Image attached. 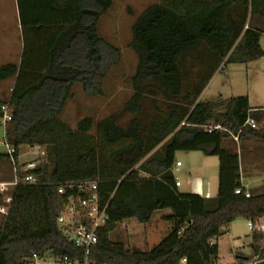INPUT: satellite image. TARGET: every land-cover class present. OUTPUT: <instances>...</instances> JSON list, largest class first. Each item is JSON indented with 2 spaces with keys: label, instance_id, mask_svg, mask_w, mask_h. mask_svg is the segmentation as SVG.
Masks as SVG:
<instances>
[{
  "label": "trees",
  "instance_id": "1",
  "mask_svg": "<svg viewBox=\"0 0 264 264\" xmlns=\"http://www.w3.org/2000/svg\"><path fill=\"white\" fill-rule=\"evenodd\" d=\"M17 1L24 52L20 63L0 68V80L15 79L6 103L12 116L6 139L17 153L24 145L45 147L50 161L29 170L17 161L19 178L35 175L40 182L20 184L13 193L9 214L0 222V264H27L33 254L48 251L80 257L57 225L67 203L59 189L86 180L99 181L101 205L107 206L106 224L92 250L95 264H179L183 259L218 264L215 240L237 219L264 215V191L253 190L250 198L237 195L238 182L233 196L182 192L174 175L176 154L221 155L223 140L231 135L195 127L211 123L240 133V140L264 141V130L246 125L249 119L256 125L264 121V110H253L248 96L201 100L217 72L264 57L262 32L255 25L264 21V0H159L146 8L133 26L139 64L126 110L142 115L147 96H160L167 109L157 106L154 116L137 117L128 128L106 118L95 137L91 117L73 130L61 116L77 84L86 92L96 88L105 63L97 27L114 0ZM194 62L196 78L188 68ZM1 161L14 171L8 154L0 153ZM5 205L0 194V207ZM163 210H170L163 219L172 229L153 249L137 251L111 239L126 220L147 224ZM251 250V256L237 254L239 264L264 260V234H252Z\"/></svg>",
  "mask_w": 264,
  "mask_h": 264
},
{
  "label": "rangeland",
  "instance_id": "2",
  "mask_svg": "<svg viewBox=\"0 0 264 264\" xmlns=\"http://www.w3.org/2000/svg\"><path fill=\"white\" fill-rule=\"evenodd\" d=\"M159 0H114L112 8L101 17L98 23V34L104 41L103 54L105 63L101 68L97 79L96 88L92 92H86L81 84L73 89V96L67 101L61 120L73 130L77 129L80 121L91 117L94 127L91 136H97V127L100 122L109 117H115L118 125L128 128L133 119L142 117L144 121L155 115V107L167 109L165 101L160 96H147L143 100V114H131L126 110L128 102L135 94L132 78L138 70V54L132 47L133 26L139 16L149 6ZM21 24V21L19 22ZM261 32V46L264 50V21L255 23ZM0 68L7 64H18L24 52L23 31L18 29V17L16 0H0ZM194 64V65H193ZM188 65L192 70L191 77L196 78L199 73V65L194 62ZM196 65V66H195ZM191 66H194L191 68ZM229 69V70H228ZM15 79L0 80V102L6 104L11 96ZM223 98L251 96V104L254 108L264 107V57L250 64L228 65L226 71L215 77L212 83L204 91L201 100H212L220 95ZM264 130V122L258 129ZM6 138V128L0 124V142ZM46 161H50L47 148ZM232 139L223 140V173L219 176L218 159H212V167L201 165L199 158H203L201 152H178L176 159L183 167L174 169L175 177L183 184L182 192H191L190 171L199 173L206 182V190H210L212 197H216L220 191L233 196L236 184L239 182L238 174L243 168H248L247 153ZM243 151V150H242ZM21 161L30 162L35 155H27L28 149L23 146L20 150ZM0 153L8 154L6 147L0 146ZM216 164V167H215ZM243 166V168H242ZM264 167V165H263ZM14 177V171L5 161L0 162V183L9 181ZM262 182L264 186V173ZM259 185L253 184V187ZM252 187V186H251ZM219 191V192H218ZM263 192L264 189L256 190ZM170 210L157 211L151 221L141 224L137 220H126L119 225L111 235L115 242L125 243L137 251H148L158 245L171 231L172 224L165 221L163 216L169 215ZM0 214V222L3 220ZM249 220L239 218L231 224L229 229H224L221 237L215 240L220 248V260L218 264H237L238 253H251L252 232L249 230Z\"/></svg>",
  "mask_w": 264,
  "mask_h": 264
},
{
  "label": "built area",
  "instance_id": "3",
  "mask_svg": "<svg viewBox=\"0 0 264 264\" xmlns=\"http://www.w3.org/2000/svg\"><path fill=\"white\" fill-rule=\"evenodd\" d=\"M0 123L5 126L12 120L11 110L8 104L1 107ZM182 125H185L183 123ZM246 125L256 128V122L252 119L247 121ZM203 129L205 132L213 133L215 131L228 132L231 137L238 142L240 133L234 134L221 124H207L203 126H195ZM0 146L6 147L8 155L14 164V179L12 181H4L0 183V194L4 196L5 206L0 207V214L4 217L9 214L10 205L13 200V193L20 184L36 185L40 182L39 177L35 175H27L19 178L17 161L25 164L24 170L36 168V166L46 162V151L38 146L24 145L27 149V155H35L30 162L23 163L21 161V148L18 153L17 149L11 146L7 139L0 142ZM16 154H18L16 156ZM182 163L177 162L176 168L181 167ZM176 186L181 187V182L176 180ZM237 195L251 197V193L244 191L243 188L235 190ZM59 194L67 198V203L58 217L57 225L61 234L82 253L80 257L72 258L70 256H62L54 251H48L43 254L35 253L27 264H95L92 259L93 247L99 239V230L107 221V206H102L99 194V181L86 180L80 182H69L59 189ZM249 230L252 234H264V215H256L249 220ZM264 260L254 259L246 264H260ZM179 264H187V259H183Z\"/></svg>",
  "mask_w": 264,
  "mask_h": 264
},
{
  "label": "crops",
  "instance_id": "4",
  "mask_svg": "<svg viewBox=\"0 0 264 264\" xmlns=\"http://www.w3.org/2000/svg\"><path fill=\"white\" fill-rule=\"evenodd\" d=\"M16 10H17V17H18V29L22 32L23 31L22 25L19 23L21 20H20L19 6H18L17 0H16ZM0 34H2L1 30H0ZM222 73H223V71H221V70L219 72H217L210 83L213 82V80L215 79V77L217 75L222 74ZM220 96L223 97L224 95L221 94ZM248 97L250 100V105L253 108V110H264V107L254 108L251 104V96L248 95ZM261 124H259V125H261ZM257 128H258V124H257ZM229 139H232L234 142H236L232 137ZM236 143H239L240 146L242 147V150H243V151L241 150L242 164H243V152L246 150V153H247L246 158L248 161V168L246 169V168H243V166H242L243 169L241 170V173L237 175L239 182L241 183L242 188H245L246 191L250 192V193L253 190L256 191V190L264 189V186H262V187L260 186L261 185L260 183L262 182L261 180L263 178V173H264V167H263V165H264V141H259V140H254V139H244V140H239ZM222 149H223V143H222ZM186 153H189V152H186ZM202 155H204V156H203V158H199V161H200L201 165L203 166V168H205V167L207 168L208 166L212 167L214 165V162L212 163L210 161L212 159H218L219 165H218V167H216V164H215V167L218 168L219 176H220L223 173L222 151H221V155H219V156L209 157V156H206L204 153H202ZM177 162H180V161H178L176 159V163ZM175 167H176V165L174 166V169H175ZM181 167H183V165H181ZM181 167H179V168H181ZM179 168H177V169H179ZM192 172H193V169H192V171H190L191 192H189V193L198 194V195L203 196L205 198H213L210 190H208V191L206 190V182H205L204 177L202 175H198L199 173L197 174V173H192ZM176 180L179 181V178L176 177ZM253 184H256V185L260 184V185L256 188V187H253ZM182 186H183V184L181 183V187ZM181 187H179V188H181ZM251 243H252V238H251ZM245 255L251 256L252 250H251L250 254H245ZM239 263L240 262L238 261L237 264H239Z\"/></svg>",
  "mask_w": 264,
  "mask_h": 264
}]
</instances>
